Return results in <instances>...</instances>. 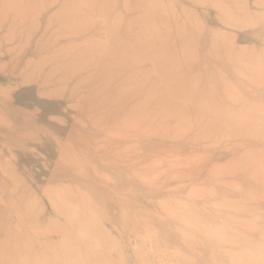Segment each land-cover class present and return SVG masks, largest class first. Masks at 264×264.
I'll list each match as a JSON object with an SVG mask.
<instances>
[{
    "label": "rangeland",
    "instance_id": "374dc122",
    "mask_svg": "<svg viewBox=\"0 0 264 264\" xmlns=\"http://www.w3.org/2000/svg\"><path fill=\"white\" fill-rule=\"evenodd\" d=\"M0 264H264V0H0Z\"/></svg>",
    "mask_w": 264,
    "mask_h": 264
}]
</instances>
